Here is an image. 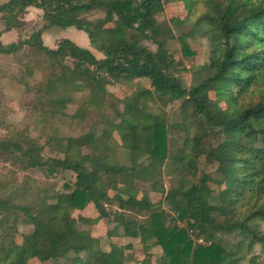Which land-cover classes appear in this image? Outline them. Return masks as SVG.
Returning a JSON list of instances; mask_svg holds the SVG:
<instances>
[{"label": "trees", "instance_id": "1", "mask_svg": "<svg viewBox=\"0 0 264 264\" xmlns=\"http://www.w3.org/2000/svg\"><path fill=\"white\" fill-rule=\"evenodd\" d=\"M169 1L9 0L0 5L3 33H21L28 10L43 11V27L10 45L0 41V55L27 54L20 81L33 93L27 112L35 132L53 127L76 102L73 122L89 119L94 109L114 116L94 122L80 137L54 132L44 145L22 124L0 121L8 129L0 139V161L12 162L24 174L21 182L2 184L0 264H153L151 253L134 261L126 256L131 244L113 242L132 238L145 244L151 237L169 264H264V0H182L189 20L161 23L158 17ZM190 21V30L177 38L183 56L193 55L186 41L197 34L207 37L210 50L200 83L186 86L183 60L168 44L176 39L172 25ZM52 27L85 32L104 56L65 38L46 46L42 37ZM43 56L57 64L33 86L39 68L33 58ZM135 80L150 87L123 101L107 89ZM173 104L179 105L174 123L154 113L155 107L165 113L162 108ZM47 147L61 157L46 158ZM120 150L129 165L120 164ZM202 160L212 171L201 170ZM30 171L48 178L69 172L75 182L46 193ZM123 174L126 184L120 183ZM0 177L5 181L9 174ZM163 178L173 185L167 191L160 190ZM147 185L164 195L169 211L152 201ZM90 204L97 211L94 218L81 214ZM100 221L109 250L103 238L80 228ZM21 226L31 232L22 235Z\"/></svg>", "mask_w": 264, "mask_h": 264}, {"label": "rangeland", "instance_id": "2", "mask_svg": "<svg viewBox=\"0 0 264 264\" xmlns=\"http://www.w3.org/2000/svg\"><path fill=\"white\" fill-rule=\"evenodd\" d=\"M9 0H0V5L8 2ZM43 11L39 9H29L28 13L24 16L23 19V27L21 33L13 30L11 32L3 33L6 22L2 20V15L0 14V41L4 45H10L13 42H18L20 38L24 39L28 37L33 31L40 29L44 26V21L42 20ZM190 18L188 16V8L185 5V2L182 0H170L165 4V13L161 14L158 19L161 23L169 20H181L186 21ZM195 17H191V21L194 20ZM185 23L184 26L180 25V27L176 28L175 25H172L175 40L170 41L168 46L177 59L183 60L184 68L182 69L181 77L186 86L197 85L202 80L204 73L201 71V66L204 65L208 61L209 55V41L207 37H203L201 34H197L194 38L187 39V44L190 47V50L193 52V55L189 58H185L182 53V45L177 40L183 34H186L191 26L192 22ZM6 34V35H5ZM4 35V36H3ZM70 39L78 46L82 48H89L94 50L95 54L104 56L101 52L97 51V49L91 45L88 35L79 31L75 28H67L63 29L60 27H52L44 32L43 34V42L48 47H54L57 43L62 39ZM148 46L152 50H156V46L152 44H148ZM27 54L25 51H21L17 56H3L0 55V121L7 118L8 122L22 124V127L29 131L30 135L38 136V139L41 144H45L47 140L51 137V135L55 132L58 137H80L87 133L94 122L113 120L114 116L111 113L107 112H99L94 109L91 113V117L84 121L73 122L71 116L78 110V102L75 104H71L67 106L65 112L66 116L60 117L58 121L53 123V127L41 126L38 132H35L34 127L32 126V120L27 112V105L33 99L32 91H27L26 87L21 84L20 76H21V61L25 59ZM33 60L37 62L39 68L35 71V79L32 80V85L35 86L38 83H41L54 71L57 61L49 58L48 56L34 57ZM144 87H150L148 81H143L141 84L139 80H135L133 85L128 83H116L114 85H110L107 87L108 91L119 100L123 101L127 98L134 97L137 92ZM210 96L212 99H216V94L213 91H210ZM223 104V102H220ZM161 107V105H159ZM165 113L160 110V108L154 109L155 114H162L166 116V118L171 121H176V113L178 112L179 105L173 104L167 107L162 108ZM162 112V113H161ZM8 133V129L3 127L0 123V139H3ZM117 136V135H116ZM118 138V136H117ZM46 147V146H45ZM44 155L46 158L49 157H61V155L52 151V148L47 147L45 149ZM0 156L1 152H0ZM117 158L119 159L120 164L129 165L127 160V153L124 150H120L118 152ZM12 162L5 161L3 158L0 161V174H9V178H6L5 181L0 177V197L4 196L5 192L2 189V184L4 182L13 181V182H21L23 181L24 174L19 171H15V168L12 167ZM201 170L206 172L212 171L211 168H207L204 165L202 160ZM29 175L34 177L41 188L44 189L46 193L53 192L56 188L61 189L66 183H74L75 175L72 173L58 174L57 177L48 178L45 173L40 171H30ZM126 174H123L120 177V183L126 184ZM160 185V190L167 191L170 189L172 185L170 179L163 178V180L158 182ZM175 184V183H173ZM147 190H150V196L152 201L155 204H159L161 208H164L166 211H169V206L164 202V195L152 192L150 186L147 185L145 187ZM92 206V205H91ZM89 207L84 215L87 218H94L97 216V211L94 207ZM79 213H75L77 216ZM83 215V216H84ZM81 229L85 231H89L93 235L103 238L102 243L104 249H110V241L106 237V225L104 222L100 221L97 225L92 226V228L81 226ZM264 229V226H263ZM20 233L23 235L31 232V227L21 226L19 228ZM21 242V236L17 238V243ZM115 242L125 247L128 244H131L132 249L126 251V256L128 259L134 261H140L145 258V255L149 252L153 256V264H169L167 258L162 255V250L158 246V242L155 238L151 237L146 240L145 244L147 248L145 249L144 242H141L140 239H132L128 238L126 240H121L116 238ZM63 262H60L62 264ZM31 264H57L56 262H32ZM135 264V263H132Z\"/></svg>", "mask_w": 264, "mask_h": 264}, {"label": "crops", "instance_id": "3", "mask_svg": "<svg viewBox=\"0 0 264 264\" xmlns=\"http://www.w3.org/2000/svg\"><path fill=\"white\" fill-rule=\"evenodd\" d=\"M31 9H32V8H31ZM5 35H6V34H5ZM3 36H4V35H3ZM91 50H92V49H91ZM93 52H94V50H93ZM96 55H97L98 57H102L101 55H98V54H96ZM91 205H92V204H90V205H89L84 211H82L81 214L84 215V212H86V211L88 210V208H89ZM91 207H94V206L92 205ZM84 216H85V215H84ZM85 217H86V216H85ZM115 239H116V238H115ZM115 239L113 240L114 243H116V242H115ZM118 239H120V238H118ZM121 240L124 241V240H126V239H121ZM116 244H117V243H116Z\"/></svg>", "mask_w": 264, "mask_h": 264}, {"label": "built area", "instance_id": "4", "mask_svg": "<svg viewBox=\"0 0 264 264\" xmlns=\"http://www.w3.org/2000/svg\"><path fill=\"white\" fill-rule=\"evenodd\" d=\"M198 242H199V243H203V240H202V239H200Z\"/></svg>", "mask_w": 264, "mask_h": 264}]
</instances>
